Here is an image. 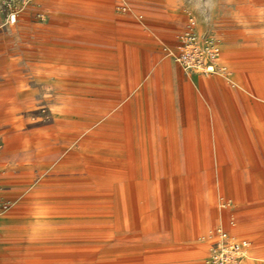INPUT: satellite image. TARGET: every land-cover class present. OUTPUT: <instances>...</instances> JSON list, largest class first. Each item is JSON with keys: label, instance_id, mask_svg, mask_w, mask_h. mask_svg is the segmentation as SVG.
Segmentation results:
<instances>
[{"label": "rangeland", "instance_id": "rangeland-1", "mask_svg": "<svg viewBox=\"0 0 264 264\" xmlns=\"http://www.w3.org/2000/svg\"><path fill=\"white\" fill-rule=\"evenodd\" d=\"M263 82L264 0H0V264H264Z\"/></svg>", "mask_w": 264, "mask_h": 264}, {"label": "built area", "instance_id": "built-area-1", "mask_svg": "<svg viewBox=\"0 0 264 264\" xmlns=\"http://www.w3.org/2000/svg\"><path fill=\"white\" fill-rule=\"evenodd\" d=\"M27 0H15L16 5L25 3ZM30 1V0H28ZM16 13L12 14L14 16ZM13 21V18H12ZM189 42L193 45L194 38H190ZM209 58L214 59L218 55V50L215 47H210L205 51ZM200 53L197 47H193L185 56V61L198 60ZM210 239L214 247L211 249L210 259L208 264H246L245 260L248 257L250 242L245 239H231V236L226 230L221 228L211 232Z\"/></svg>", "mask_w": 264, "mask_h": 264}, {"label": "bare ground", "instance_id": "bare-ground-1", "mask_svg": "<svg viewBox=\"0 0 264 264\" xmlns=\"http://www.w3.org/2000/svg\"><path fill=\"white\" fill-rule=\"evenodd\" d=\"M172 10V9H171ZM111 12V11H110ZM263 55V54H262ZM221 59V58H220ZM219 59V60H220ZM218 60V61H219ZM207 68V67H206ZM150 70V69H149ZM208 70L209 71H215V68L214 66H209L208 67ZM137 72V71H136ZM258 74V73H257ZM263 74V73H262ZM263 76V75H261ZM259 77V76H258ZM257 79V77H255ZM255 79V80H256ZM252 80V79H250ZM254 81V80H253ZM258 81V80H257ZM256 81V82H257ZM261 81V80H259ZM246 83V82H245ZM256 86V84H253ZM255 88V87H254ZM260 89L256 88V91L255 90H249L248 93H250L253 97H254V104L257 108H261V109H264V97L260 96L258 91L263 89L264 90V82L263 84H260L259 86ZM12 89V88H11ZM260 92V91H259ZM137 97V96H136ZM171 97V96H170ZM166 102V101H165ZM138 103V102H137ZM17 105V90L13 88V90H10L9 91V86L4 88V90L2 91L0 89V109H7L9 107H12V106H16ZM169 105V104H167ZM159 109V108H158ZM259 114V113H258ZM247 119V118H246ZM261 119V118H260ZM54 120V119H53ZM58 121V120H57ZM56 122V121H55ZM63 122V121H62ZM60 123V122H59ZM62 124V123H61ZM44 126V125H43ZM93 126V125H92ZM97 126V125H96ZM104 128V127H103ZM129 126L127 125L126 126V129H125V133H124V137H123V140H124V143L126 144V146L128 147L129 145H131V138L129 136ZM246 131H247V136L250 137L251 140H253V142L256 143L257 140L261 139L263 137V134H264V124L261 123V121L259 120V118H256V122H252V123H246ZM207 136V134H206ZM141 137V136H140ZM147 138V137H146ZM51 139V138H50ZM208 139V138H207ZM49 141V140H48ZM47 142V141H46ZM78 143V142H77ZM82 144V143H81ZM84 144V143H83ZM78 145V144H77ZM80 145V144H79ZM147 145V144H146ZM76 147V146H75ZM79 149V148H78ZM65 151V150H64ZM63 151V152H64ZM95 153V152H94ZM90 154V153H89ZM97 154V153H96ZM85 155V154H84ZM108 155V154H107ZM97 156V155H96ZM67 157V156H66ZM108 157V156H107ZM116 157V156H115ZM126 161H127V165L129 166L130 169L134 168V159H133V155H131L130 152H127L126 153ZM111 158V157H110ZM97 159V158H96ZM112 159V158H111ZM113 160V159H112ZM111 160V161H112ZM97 161V160H96ZM38 162V161H37ZM64 162V161H62ZM74 162V161H72ZM78 162V161H77ZM108 162V161H107ZM43 163V162H42ZM48 163V162H46ZM103 163V162H102ZM108 164V163H107ZM110 164V162H109ZM113 164V163H112ZM79 193V192H78ZM81 193V192H80ZM94 194V193H93ZM41 223V222H40ZM48 225L47 222H42V224L40 225ZM82 224V223H81ZM81 228L80 232L79 233H82L86 230L85 228V225L82 224V227H79ZM37 229V228H35ZM51 229V228H50ZM68 229V228H66ZM71 229V228H70ZM74 229V228H73ZM31 237V236H30ZM118 237V236H117ZM126 237V236H125Z\"/></svg>", "mask_w": 264, "mask_h": 264}, {"label": "crops", "instance_id": "crops-1", "mask_svg": "<svg viewBox=\"0 0 264 264\" xmlns=\"http://www.w3.org/2000/svg\"><path fill=\"white\" fill-rule=\"evenodd\" d=\"M132 148V147H131ZM179 172H180V170H177V169H175L174 168V170L172 169L171 170V174L172 175H176V176H178V174H179ZM139 174H141V173H139V171H136L134 168H132V169H130V168H128V172H127V179L128 180H132V181H136V179H138L139 178ZM245 173L243 172V171H241V187H240V189H241V191H243V193H245V185L247 184L248 185V183L246 182V180H245ZM249 187V186H248ZM249 190H250V188H249ZM245 195V197H247L246 196V194H244ZM212 232V231H211ZM241 239H245V240H248L246 237L244 238V237H242ZM249 241V240H248ZM252 242H250V249H249V251H248V255L251 257V258H249L250 260L251 259H253L252 258V254H253V252H254V247H253V245L251 244ZM250 260L249 261H247L246 262V264H249V262H250Z\"/></svg>", "mask_w": 264, "mask_h": 264}]
</instances>
